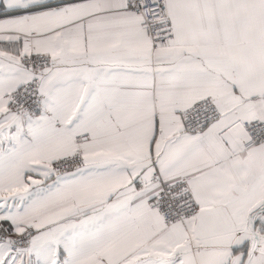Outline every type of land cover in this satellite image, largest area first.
Segmentation results:
<instances>
[{
  "label": "snow or ice",
  "instance_id": "snow-or-ice-1",
  "mask_svg": "<svg viewBox=\"0 0 264 264\" xmlns=\"http://www.w3.org/2000/svg\"><path fill=\"white\" fill-rule=\"evenodd\" d=\"M0 264H264V0H0Z\"/></svg>",
  "mask_w": 264,
  "mask_h": 264
}]
</instances>
